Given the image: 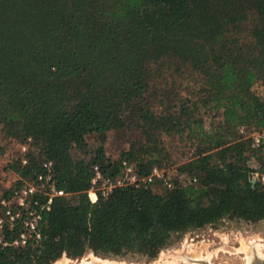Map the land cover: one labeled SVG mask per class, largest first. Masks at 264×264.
Returning a JSON list of instances; mask_svg holds the SVG:
<instances>
[{
  "label": "trees",
  "instance_id": "obj_1",
  "mask_svg": "<svg viewBox=\"0 0 264 264\" xmlns=\"http://www.w3.org/2000/svg\"><path fill=\"white\" fill-rule=\"evenodd\" d=\"M185 66L199 75L195 91L158 87ZM202 107L222 117L213 130ZM119 128L134 139L114 159L104 144ZM248 128H264V0H0V139L32 145L25 165L18 153L4 169L28 179L51 161L69 194L45 213L40 244L7 250L0 264L153 258L174 233L264 219V187L246 162L256 155L264 173V158ZM185 131L197 143L174 178L164 172L171 186H115L90 201L93 166L117 178L126 160L147 176L162 169L161 136Z\"/></svg>",
  "mask_w": 264,
  "mask_h": 264
},
{
  "label": "rangeland",
  "instance_id": "obj_2",
  "mask_svg": "<svg viewBox=\"0 0 264 264\" xmlns=\"http://www.w3.org/2000/svg\"><path fill=\"white\" fill-rule=\"evenodd\" d=\"M159 82L161 83L158 87L161 88L162 82H165L164 86H171L176 93L178 92L177 97H183L195 91L194 88L199 83V75L190 67L185 66L179 72L173 70L165 72V78L160 79ZM198 114L207 131L213 130L222 120L220 113L204 107L198 110ZM247 130L246 134L251 133V128ZM187 132L185 131L181 136H161V146L164 149L160 156L161 168L171 178L176 176L177 166L187 162L193 156L197 138L187 137ZM133 139L134 132H131L129 128L108 131L104 144L106 154L114 159L119 158L121 152L127 150ZM89 141L95 145L93 137L89 138ZM17 145L16 141L0 139V179L2 170H6L4 168L8 161L18 155ZM244 246L252 251L250 255L243 248ZM254 248H257V251H254ZM260 254H264V219L250 222L225 217L201 228L172 234L168 245L153 258L139 253L113 256L95 255L88 252L76 259H71L64 254L52 264H87L95 260H100L104 264H108L106 260H109L110 264H201V261L197 260L198 256V259L202 257L213 264H245V262H250L251 257L253 259L255 255Z\"/></svg>",
  "mask_w": 264,
  "mask_h": 264
},
{
  "label": "built area",
  "instance_id": "obj_3",
  "mask_svg": "<svg viewBox=\"0 0 264 264\" xmlns=\"http://www.w3.org/2000/svg\"><path fill=\"white\" fill-rule=\"evenodd\" d=\"M241 133L246 132L241 129ZM251 139L252 146L259 149L264 158V128L246 134ZM20 162L25 165L28 161L27 152L32 148L31 139L18 142ZM247 164L256 169L252 179L260 180L264 187V173L257 171L259 167L256 155H248ZM122 175L117 178L105 177L97 165L93 166L91 188L88 197L91 202L97 198L96 191L107 195L113 187L122 185L149 184L156 179L164 184L172 183L165 179L164 171L153 167L147 176L140 177L134 166L122 160ZM251 179V180H252ZM256 182V181H255ZM0 183V254L9 249H19L27 245H38L42 240V229L45 223V213L51 209L56 197H66L69 194L59 188L54 179L52 162L43 161L42 170L31 178H22L10 170H2ZM16 183V185H13ZM7 190V193H3ZM93 192L95 198L90 195Z\"/></svg>",
  "mask_w": 264,
  "mask_h": 264
},
{
  "label": "flooded vegetation",
  "instance_id": "obj_4",
  "mask_svg": "<svg viewBox=\"0 0 264 264\" xmlns=\"http://www.w3.org/2000/svg\"><path fill=\"white\" fill-rule=\"evenodd\" d=\"M200 259H202L199 260L201 261V264H213L208 262V260L204 258H200ZM245 264H264V254L257 255L256 258L252 259L250 262H245Z\"/></svg>",
  "mask_w": 264,
  "mask_h": 264
},
{
  "label": "bare ground",
  "instance_id": "obj_5",
  "mask_svg": "<svg viewBox=\"0 0 264 264\" xmlns=\"http://www.w3.org/2000/svg\"><path fill=\"white\" fill-rule=\"evenodd\" d=\"M90 195H91V192H90ZM92 196H93V197H92ZM92 196H91V197L94 199L95 196H94L93 193H92ZM247 246H248V245H247ZM249 247H250V246H249ZM254 247H256V246H254ZM243 248L246 250V252H248V255H250V254L252 253V251H250L248 247L245 248V246H244ZM257 248H258V247H257ZM257 248H256V249L254 248V251H257ZM253 254H254V253H253ZM256 256H257V255H255V257H253V259L256 258ZM193 257H194V256H193ZM198 257H199V256H198ZM198 257H197V260H201V259H198ZM201 258H202V257H201ZM251 259H252V257H251L249 260L251 261ZM194 260H196V258H195ZM106 262H107L108 264L111 263L109 260H106ZM87 264H92V263L90 262V263H87Z\"/></svg>",
  "mask_w": 264,
  "mask_h": 264
},
{
  "label": "water",
  "instance_id": "obj_6",
  "mask_svg": "<svg viewBox=\"0 0 264 264\" xmlns=\"http://www.w3.org/2000/svg\"><path fill=\"white\" fill-rule=\"evenodd\" d=\"M255 181H256L255 179H252V180H251L252 184H254ZM258 261H259V260H258ZM92 264H104V263L100 262V260H95V261L92 262Z\"/></svg>",
  "mask_w": 264,
  "mask_h": 264
}]
</instances>
